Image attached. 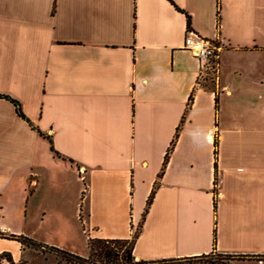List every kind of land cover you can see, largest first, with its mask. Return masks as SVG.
I'll use <instances>...</instances> for the list:
<instances>
[{
    "label": "crops",
    "instance_id": "0c3cea01",
    "mask_svg": "<svg viewBox=\"0 0 264 264\" xmlns=\"http://www.w3.org/2000/svg\"><path fill=\"white\" fill-rule=\"evenodd\" d=\"M189 34L220 44L215 73ZM0 95L32 125L0 99V233L264 259V0H0Z\"/></svg>",
    "mask_w": 264,
    "mask_h": 264
},
{
    "label": "trees",
    "instance_id": "16d2710c",
    "mask_svg": "<svg viewBox=\"0 0 264 264\" xmlns=\"http://www.w3.org/2000/svg\"><path fill=\"white\" fill-rule=\"evenodd\" d=\"M218 8L219 0H217V9ZM186 26L187 28L189 27L188 16H186ZM0 99H5L9 101L14 106L17 116L25 120L27 123H29V125H31L27 118L23 115L20 108V104L16 100L4 95H0ZM190 102L191 98H189L188 104ZM38 134L41 137L47 138L49 143L51 144V141L48 137H45V135H43L40 131H38ZM176 138L177 137L173 138L169 148L165 153L159 177L163 173L164 167L167 163L169 154L173 149ZM216 144L217 143L215 140V154L217 147ZM50 149L56 157L62 160H66L65 157L55 152L52 147ZM70 163H72V161H70ZM156 186L157 185L155 184L147 198L143 217L147 213L148 208L151 204ZM83 194L84 192H82V195ZM138 233L139 227L129 239L88 238L86 243L87 255L85 257L79 256L75 253L66 251L64 249L52 245L36 241L32 238L23 235H6L4 233H0V239L17 242L20 245L21 251H34L38 252L41 256H52L54 258V262L49 264H239L240 262H243L245 260H255L261 262V264H264V259L260 255H234L217 251L215 247V238L213 241L212 250L206 254L160 260H136L133 255V248ZM2 262H6L7 264L27 263L24 259H20L19 261L15 262L12 258V255L7 251H3L0 253V264Z\"/></svg>",
    "mask_w": 264,
    "mask_h": 264
},
{
    "label": "rangeland",
    "instance_id": "374dc122",
    "mask_svg": "<svg viewBox=\"0 0 264 264\" xmlns=\"http://www.w3.org/2000/svg\"><path fill=\"white\" fill-rule=\"evenodd\" d=\"M49 196V195H48ZM46 197L44 200L48 201L51 198ZM41 219L43 216L40 217ZM52 219H55L52 217ZM55 225L53 222L49 221L48 223H39L34 220H29L24 224L23 226V236L32 238L36 241L48 244V245H54L58 248H62L66 251L75 253L79 256L85 257L87 254L85 252V246L83 247L82 243L79 242L80 240L76 237L72 238H61L55 236L56 230ZM49 242L53 244H49ZM22 259L26 260V264H49L54 262V258L50 255L41 256L38 252L29 251L26 256H24ZM239 264H261L258 261L255 260H245L243 262H240Z\"/></svg>",
    "mask_w": 264,
    "mask_h": 264
},
{
    "label": "built area",
    "instance_id": "2783aa9c",
    "mask_svg": "<svg viewBox=\"0 0 264 264\" xmlns=\"http://www.w3.org/2000/svg\"><path fill=\"white\" fill-rule=\"evenodd\" d=\"M184 48L197 59L201 75L209 71L216 72L218 53L221 48L219 43L189 34L185 37Z\"/></svg>",
    "mask_w": 264,
    "mask_h": 264
}]
</instances>
